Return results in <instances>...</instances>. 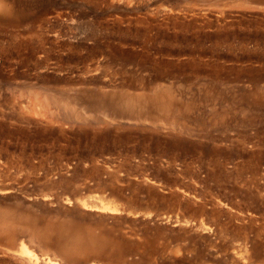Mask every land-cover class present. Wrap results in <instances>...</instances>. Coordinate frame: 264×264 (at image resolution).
<instances>
[{"label": "rangeland", "instance_id": "374dc122", "mask_svg": "<svg viewBox=\"0 0 264 264\" xmlns=\"http://www.w3.org/2000/svg\"><path fill=\"white\" fill-rule=\"evenodd\" d=\"M263 50L264 0H0V210L54 229L37 264H264Z\"/></svg>", "mask_w": 264, "mask_h": 264}, {"label": "bare ground", "instance_id": "6f19581e", "mask_svg": "<svg viewBox=\"0 0 264 264\" xmlns=\"http://www.w3.org/2000/svg\"><path fill=\"white\" fill-rule=\"evenodd\" d=\"M256 21V20H255ZM259 22L261 23V21L259 20ZM249 23V22H248ZM256 23V22H255ZM191 24V23H190ZM192 25V24H191ZM258 25V24H257ZM256 25V26H257ZM190 26V25H189ZM209 26V25H208ZM255 26V27H256ZM187 27V26H186ZM189 28V27H187ZM193 28V27H191ZM249 28H247L248 30ZM260 29V28H259ZM129 30V29H127ZM148 30V29H147ZM185 30V28H184ZM193 30V29H192ZM245 30V29H244ZM150 31V30H149ZM181 31V30H180ZM187 31V30H186ZM232 31V30H231ZM243 31V30H242ZM260 31V30H259ZM192 32V31H191ZM201 32V31H200ZM249 32V31H248ZM139 33V32H138ZM238 33V32H237ZM236 33V34H237ZM260 33V32H259ZM183 35V32H182ZM145 36V35H144ZM186 36V35H185ZM143 37V36H142ZM140 37V38H142ZM150 38V36H149ZM183 37H181L182 39ZM151 39V38H150ZM155 39V38H154ZM237 39V38H236ZM152 40V39H151ZM245 43V42H244ZM170 44V43H169ZM230 45V43H228ZM236 45V44H235ZM215 46V45H214ZM221 47V46H219ZM255 48V47H254ZM263 48V47H262ZM22 49V48H21ZM216 49V48H215ZM217 50V49H216ZM264 51V50H263ZM257 54V53H256ZM201 56V55H200ZM191 60V59H190ZM192 61V60H191ZM245 62V61H244ZM48 104V103H47ZM52 106V105H51ZM63 118V117H62ZM61 118V119H62ZM47 120V119H46ZM67 121V120H66ZM49 122V121H48ZM88 123V122H87ZM45 127V126H44ZM136 130V129H135ZM153 134V133H152ZM154 135V134H153ZM173 141V140H172ZM216 149V148H215ZM251 160V159H250ZM247 162V161H246ZM245 168V167H244ZM222 169V168H221ZM242 172V171H241ZM240 173V172H239ZM113 180V178H112ZM113 182V181H112ZM108 183V182H107ZM102 184L104 185V182H99L98 186H102ZM110 184V183H109ZM105 186H109V185H105ZM102 189V188H101ZM149 190V189H148ZM111 194L113 196H116V201H111L108 204H117V197H119V194L111 191ZM149 195V194H148ZM172 196H174L173 194L170 195V197L172 198ZM122 198L121 203L119 204H139L138 203V199H137V195L135 194H130L128 196H120ZM167 197V196H166ZM169 197V198H170ZM176 196H174L173 198H175ZM170 198V199H171ZM164 199H166L165 197L161 200L165 201ZM154 200H157L156 198ZM167 200L168 197H167ZM120 201V199H119ZM153 201V200H152ZM162 201V202H163ZM171 202V200H170ZM169 202V204H170ZM175 203V202H174ZM86 205V204H85ZM133 205H130V207ZM136 206V205H135ZM153 206V205H152ZM105 208H109L114 210H117L115 206L109 205V206H104ZM126 207V206H125ZM138 207V206H137ZM129 208V207H128ZM128 210V209H127ZM131 210V209H130ZM133 211V209L131 210ZM135 211V210H134ZM129 212V211H128ZM215 212H213L214 214ZM13 213H8V211L6 209H1L0 210V240H4L7 244L9 243H14L16 242V240H20V238H24L26 243L28 244H24L23 241H21L19 243V247H18V253H16L15 251L13 252L12 250H9L7 247L3 248L0 247V264H11L12 260L14 263L16 264H37V262L32 258V255L30 253V251L28 250V247L33 246L35 243V238L38 237V239L40 238H46L47 234L49 237V233L53 232V228L49 229L47 227H42L41 230L38 231L39 228L35 227V224L32 222L33 220L28 217V216H24L21 215L20 213L18 214V218H19V222L17 221L16 217L14 216ZM22 222V223H21ZM201 226V225H199ZM41 227V225H40ZM203 227V226H201ZM223 227V226H222ZM224 230V228H222ZM221 230V228H220ZM49 232V233H48ZM54 233V232H53ZM66 235V236H65ZM93 235V234H92ZM56 236V234H55ZM58 239L56 241L59 242L58 247L61 250H79L82 247L88 248L90 247V249H98L99 244H97L96 239L94 238H90L89 240H83L82 237L80 236L79 233H73L71 231H65L63 233L59 232V234L57 235ZM56 239V237H55ZM42 241V240H40ZM5 243V244H6ZM1 244V242H0ZM6 244V245H7ZM39 244V243H38ZM11 245V244H10ZM57 247V248H58ZM256 247V246H255ZM10 248V246H9ZM40 248V247H39ZM52 264H56L54 262H52Z\"/></svg>", "mask_w": 264, "mask_h": 264}]
</instances>
